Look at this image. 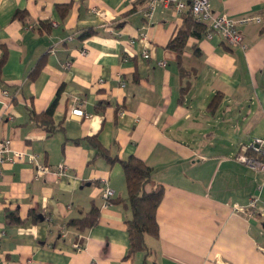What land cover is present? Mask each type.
Here are the masks:
<instances>
[{
  "label": "crops",
  "instance_id": "obj_1",
  "mask_svg": "<svg viewBox=\"0 0 264 264\" xmlns=\"http://www.w3.org/2000/svg\"><path fill=\"white\" fill-rule=\"evenodd\" d=\"M209 2L214 16L260 18L237 25L244 49L203 34L178 58L166 46L183 17L157 6L146 20L148 0H0V139L68 169L35 179L34 164L1 166L0 264H264V174L236 159L264 137V0ZM53 103L48 132L32 113ZM76 104L87 118L70 116ZM131 156L163 189L158 234L133 255L120 164ZM105 186L113 202L102 207ZM253 197L252 217L233 212ZM93 206L94 227L66 226Z\"/></svg>",
  "mask_w": 264,
  "mask_h": 264
},
{
  "label": "trees",
  "instance_id": "obj_2",
  "mask_svg": "<svg viewBox=\"0 0 264 264\" xmlns=\"http://www.w3.org/2000/svg\"><path fill=\"white\" fill-rule=\"evenodd\" d=\"M183 28H181L173 39L167 44V48L177 53L180 58L184 50L186 41L190 37L201 38L204 34V27L193 21L190 12L187 10L182 15ZM93 34L92 31L82 33L80 39H85ZM189 88L185 85L182 89L184 94ZM217 96V97H216ZM56 103H53L44 113L39 115L32 113L34 119L39 125L43 126L46 131L53 132L55 128L52 125V115ZM220 104L218 95H215L208 104V110L214 113ZM90 143L92 139H87ZM94 149L97 150L96 156L103 157L109 163L115 160L109 158L107 153L99 149L96 143H91ZM126 184V204L124 205L130 213V217L125 221L126 232L128 235V253L133 255L138 252H146L147 247L144 242L145 235L157 236L158 225L156 221V210L163 196V189L152 180V170L142 161L129 157L125 161L120 162ZM149 187L147 190L146 188ZM113 198L111 199V204ZM9 222L19 223L20 220L16 213L7 215ZM98 210L96 207L91 209L79 219L70 220L67 227L74 228L79 232H84L87 229L94 227L97 223Z\"/></svg>",
  "mask_w": 264,
  "mask_h": 264
},
{
  "label": "built area",
  "instance_id": "obj_3",
  "mask_svg": "<svg viewBox=\"0 0 264 264\" xmlns=\"http://www.w3.org/2000/svg\"><path fill=\"white\" fill-rule=\"evenodd\" d=\"M157 6L163 8L172 7L179 16L188 10L193 21L204 27V37L206 39L210 40L214 34H219L223 41L229 46H238L241 49H244L246 46L241 33L237 30V25L260 23L259 17L233 19L224 14L214 16L211 11L209 0H148V5L142 11V16L146 20H150ZM144 57L147 58V55L144 54ZM159 65L164 66V63L160 62ZM121 85H123V83H121ZM2 95L7 96V93L3 91ZM123 113L124 112L120 111L119 115ZM69 114L72 117H88L78 104L70 109ZM236 159L253 171L264 174V137H254L247 144L240 145ZM16 161L34 164L36 167L35 179L44 173H53L61 177L64 176L68 170L67 166L64 164H59L54 168L40 165L36 154H27L23 151L12 150L8 139H0V181L2 178L1 166L5 163H13ZM112 198L113 191L108 186H105L102 192V207L110 206ZM257 201L258 199L253 197L248 201L246 207L240 208L239 206H233V212L245 218H250L256 212ZM78 238L81 239L82 237L79 236ZM84 248L85 245L81 240L74 243V249L76 251H82Z\"/></svg>",
  "mask_w": 264,
  "mask_h": 264
}]
</instances>
